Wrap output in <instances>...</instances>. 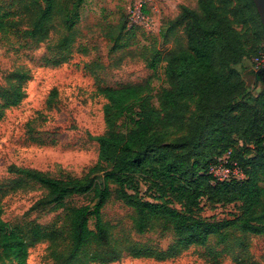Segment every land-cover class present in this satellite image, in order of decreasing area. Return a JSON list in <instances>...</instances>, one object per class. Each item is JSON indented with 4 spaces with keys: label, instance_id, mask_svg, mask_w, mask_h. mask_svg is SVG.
Returning a JSON list of instances; mask_svg holds the SVG:
<instances>
[{
    "label": "trees",
    "instance_id": "16d2710c",
    "mask_svg": "<svg viewBox=\"0 0 264 264\" xmlns=\"http://www.w3.org/2000/svg\"><path fill=\"white\" fill-rule=\"evenodd\" d=\"M243 1L181 6L165 39L181 27L186 45L158 52L149 62L165 63L166 86L158 93L150 80L99 88L106 99L105 131L94 137L98 158L83 176L9 167L16 176L0 179V264H27L29 249L39 242L48 243L47 256L55 264H108L128 256L163 261L191 246L206 247L215 259L224 253L239 259L235 251L246 250L251 235L264 236V66L255 67L257 51L252 54L245 27L257 17L263 38L264 29L253 0ZM73 2L0 0V35L19 47L45 43L55 54L48 63L67 62L80 19ZM30 78L25 67L6 74L0 120L26 97ZM227 153L241 167V178L219 179L211 171ZM35 188L42 195L30 210L50 206L56 216L46 224L5 219L6 197ZM90 192L94 204L67 203ZM111 197L133 210L136 234H170L172 242L166 248L143 242L105 220L102 208ZM204 199L238 204L240 213L208 220L201 215ZM211 238L222 248L209 246Z\"/></svg>",
    "mask_w": 264,
    "mask_h": 264
},
{
    "label": "rangeland",
    "instance_id": "374dc122",
    "mask_svg": "<svg viewBox=\"0 0 264 264\" xmlns=\"http://www.w3.org/2000/svg\"><path fill=\"white\" fill-rule=\"evenodd\" d=\"M76 1L80 18L76 25L78 37L67 62L48 63L55 54L45 43L19 47L14 39L0 35V84L16 67L31 72L26 97L19 105L8 108L0 120V179L5 182L16 176L9 171L11 165L36 168L55 177L83 176L98 158V142L94 137L105 131L106 99L99 88L150 80L153 92L158 93L166 86L165 63L157 62L150 67L149 62L158 52L186 45L181 27L170 33L168 40L165 35L182 5L197 6V0H74L73 4ZM136 8H140L144 19L138 18ZM245 29L250 34L252 54L257 51L252 56L254 62L264 54V38L257 17ZM252 60L247 61L251 69ZM243 73L253 83L248 70ZM253 88L258 92V88ZM217 175L227 176L221 171ZM41 195L39 188L9 194L4 200L5 219L50 222L57 212L48 210L50 206L30 210ZM67 203L94 204V193L73 195ZM201 205V215L211 221L240 213L235 203L212 204L204 199ZM102 214L118 229L131 231L137 240L163 248L172 242L170 234L138 235L132 231L133 210L114 197L106 202ZM246 244V250L235 251L239 259L230 253L215 259L206 247L191 246L163 261L128 256L108 264H264V236L251 235ZM47 246L46 242L32 246L27 264H55L47 256ZM209 246L222 248L216 238H211Z\"/></svg>",
    "mask_w": 264,
    "mask_h": 264
},
{
    "label": "built area",
    "instance_id": "2783aa9c",
    "mask_svg": "<svg viewBox=\"0 0 264 264\" xmlns=\"http://www.w3.org/2000/svg\"><path fill=\"white\" fill-rule=\"evenodd\" d=\"M136 13H137L138 18H140V17L143 19L145 18L144 15H141L140 8H136ZM254 64H255L256 68L264 66V54L257 56L254 59ZM226 155L227 156L223 155V156L218 158V163L211 168V171L219 179H226L228 177H231V176H228L229 173L232 174L233 177L241 178L243 176V171H242L241 167L239 166L237 161L231 160L229 153H227ZM218 171L225 173L227 176L225 178L219 177L217 175Z\"/></svg>",
    "mask_w": 264,
    "mask_h": 264
},
{
    "label": "water",
    "instance_id": "95a60500",
    "mask_svg": "<svg viewBox=\"0 0 264 264\" xmlns=\"http://www.w3.org/2000/svg\"><path fill=\"white\" fill-rule=\"evenodd\" d=\"M264 29V0H253Z\"/></svg>",
    "mask_w": 264,
    "mask_h": 264
}]
</instances>
